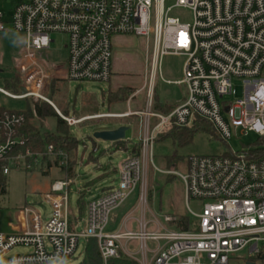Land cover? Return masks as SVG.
<instances>
[{
    "label": "built area",
    "instance_id": "1",
    "mask_svg": "<svg viewBox=\"0 0 264 264\" xmlns=\"http://www.w3.org/2000/svg\"><path fill=\"white\" fill-rule=\"evenodd\" d=\"M177 8L192 12L190 23L173 15ZM18 32L24 45L14 72L20 93L0 92L14 99H33L52 105L69 125L132 113H98L79 117L63 113L49 97L50 81L60 67L50 63L44 51L53 33L67 37L68 57L64 78L77 82L109 83L113 76V42L116 35L146 40L149 67L148 106L143 112L144 132L134 150L119 167L117 185L103 189L87 203L86 215L70 223L68 188L72 178L56 179L41 194L50 211L31 205L21 208L23 228L0 232V261L11 264H48L67 253L73 264L81 239L95 238L104 264L120 259L125 245L137 241L147 264H264V0H0V34ZM165 55L184 56L185 99L168 113L152 110L155 80ZM1 63V62H0ZM48 66L52 68L49 71ZM54 76V77H53ZM234 80L243 88L237 95ZM152 119H155L152 123ZM208 122L225 141L233 136H257V144L222 155L189 156L185 171H159L181 179L190 220L189 229H148L141 221L137 231H110L113 212L140 187L146 202L147 168L153 164V147L170 127H190L195 120ZM25 122L22 111L0 110V161L4 176L13 169L32 171L47 161L60 167L68 154L47 145L43 152L19 150ZM44 165V166H43ZM190 201L202 207L190 209ZM176 219L165 216V221ZM82 223V227L79 225ZM156 247L150 249L149 242ZM23 251L11 254L14 249Z\"/></svg>",
    "mask_w": 264,
    "mask_h": 264
},
{
    "label": "rangeland",
    "instance_id": "2",
    "mask_svg": "<svg viewBox=\"0 0 264 264\" xmlns=\"http://www.w3.org/2000/svg\"><path fill=\"white\" fill-rule=\"evenodd\" d=\"M173 15L179 16L182 20L190 23L192 21V12L189 9L177 8ZM18 32H6L0 34V62L5 72L0 77V87L4 88V78L19 77L14 72L16 59L20 55V51L24 45V35ZM122 40L121 47L116 46L115 36L112 38L113 47L117 52L125 53L122 57L123 65L121 71L126 73L122 81H135L136 88L142 86L143 81H147L149 67L146 65V40L142 37L126 35ZM53 42L50 47L44 51V56L50 63L56 64L55 69L66 63L68 57L67 37L62 33H53L51 35ZM15 42V43H14ZM17 43V44H16ZM20 44V45H18ZM117 54V58H118ZM114 57V54H113ZM120 58V56H119ZM185 57L180 55H165L162 58L161 74L166 80H178L183 77L182 65ZM4 63V64H2ZM50 72L52 68L48 66ZM120 71V72H121ZM61 73H59V76ZM54 77V76H53ZM237 95L242 96L243 88L239 80H234ZM184 88L183 85H171L163 81L158 75L155 80L154 92L151 98V109L160 112L165 110L158 107V104L164 105L176 101L178 94ZM50 90V88H49ZM13 93H20L21 90H10ZM107 91L106 95L104 92ZM121 96L114 101H123L125 109L128 108L127 100L130 97V91L121 90ZM113 93V92H111ZM108 83L105 82H77L67 81L62 86L59 94L53 97L60 110L70 116L79 117L83 114H92L95 111L109 112L114 111L111 102L107 97ZM145 98L146 107L148 104L147 85L144 86L140 94L136 96L138 101ZM137 101V102H138ZM43 102V101H38ZM36 101L33 99H14L0 92V108L6 110L25 111L30 105ZM145 108V107H142ZM116 111V110H115ZM154 123L155 119L151 120ZM128 126L125 141L129 143V147L139 143V134L144 130V124H140L137 117L130 118H96L84 121L78 125L70 126V134L78 141L72 145L78 146L77 152L74 154V163L68 157V163L65 167H72V172L66 174L63 167L52 162L47 168V164L42 169L26 171L23 169H13L6 175V194L0 196V231L10 232V224L16 226L23 218L21 208L26 205L34 206L43 212L50 211V205L41 197V194L51 190V184L56 179H66L68 176L72 178V183L68 188L70 223L75 224L76 218L86 215L87 203L98 197L103 189L117 185L119 180V167L121 162L127 155L125 144H121V148L117 149L116 143L102 139L94 138L96 131L113 130L120 126ZM190 126L189 128H191ZM184 128V127H180ZM42 133L45 131L55 132V119L49 118L45 123L39 125ZM164 131L154 143L153 147V163L147 168V177L145 185L147 188L146 202L140 198V187L129 196L125 203L113 212L119 216L117 223H109L108 230L124 229V225L120 223L128 213L131 221L135 220L148 222V229L155 230L160 227H175L165 221V216H172L176 220L187 218L191 222L195 218L189 213V209L185 198V188L181 179L173 174H167L159 171L178 170L185 171V161L189 156L204 155L214 156L222 155L229 150L236 152L246 149L251 144H257V136L250 134L249 136H233L231 139L223 140L208 122H203L198 128L192 132V139L186 143H180L178 139L172 136L170 131H175L178 127H170ZM182 132V130H181ZM125 143V142H124ZM44 166V165H43ZM158 168V169H156ZM48 169L47 173L43 171ZM71 175V176H70ZM67 177V178H68ZM83 201V207L81 201ZM190 209L195 212H201L202 207L195 201H190ZM158 223L159 226L156 224ZM82 227V223L79 225ZM87 239H81L78 249L73 258V264H82L85 257L84 251ZM148 246L153 249L155 242H149ZM23 251V249H14L11 254ZM147 264L150 263L151 254L147 256ZM119 264H144V256L139 250V244L132 243L125 245ZM231 264H238L237 261Z\"/></svg>",
    "mask_w": 264,
    "mask_h": 264
},
{
    "label": "trees",
    "instance_id": "3",
    "mask_svg": "<svg viewBox=\"0 0 264 264\" xmlns=\"http://www.w3.org/2000/svg\"><path fill=\"white\" fill-rule=\"evenodd\" d=\"M1 64V63H0ZM4 64V63H2ZM5 72V68H2L0 65V77ZM66 84V81L53 78L50 81V90H49V97L51 100L55 103V105L58 107L57 103L53 100V97L56 94H59L61 91V88L63 85ZM4 86L8 90L20 89V82L18 78L15 77H8L4 78ZM122 91L110 93L108 98L111 102L112 100L116 99L118 96H121ZM158 107H160L158 105ZM166 113L170 112V108H163ZM0 110H6L3 108H0ZM25 116V122L20 127L18 135L20 138L24 140V144L19 146V150L25 151L26 149H31L34 152H43L46 150L47 145L52 144L56 147V149H62L65 151L68 156L71 158V162L74 163V154L77 152L78 146H73V143H77L78 141L70 134L69 128L70 126L58 115L55 108L50 105L47 102H36L33 104V108L28 105L27 110L22 111ZM65 113V112H64ZM66 114V113H65ZM49 118L55 119L56 123V131L50 132L45 131L42 133L39 129V125H42L45 123ZM203 122L202 120H195L192 127H184L180 128L178 127L175 131H170L172 136H174L180 143H186L189 142L192 139V132L195 130V128H198L199 125H201ZM182 130V132H181ZM161 135V134H160ZM159 135V136H160ZM124 140H120L115 142L117 149L121 148V144H125V150H128V147L126 145V142L124 143ZM122 149V148H121ZM5 163V161H0V196L6 194L7 188H6V177L2 173V166ZM47 167L49 168L52 164L51 162L47 161ZM63 171L67 173L72 172V167H65ZM44 173L48 172V169H45L43 171ZM71 176V175H70ZM68 177V176H67ZM81 201V199H80ZM81 207H83V201H81ZM176 225L175 227L181 228V229H189L190 228V220L187 218H180L176 222H174ZM84 259L82 261V264H104L103 258L101 256V253L99 251L98 243L95 238H89L87 240L85 251H84ZM119 259L110 260L108 264H119Z\"/></svg>",
    "mask_w": 264,
    "mask_h": 264
},
{
    "label": "crops",
    "instance_id": "4",
    "mask_svg": "<svg viewBox=\"0 0 264 264\" xmlns=\"http://www.w3.org/2000/svg\"><path fill=\"white\" fill-rule=\"evenodd\" d=\"M126 37H127L126 35H116L115 38H116V41H118L116 46H118V44H119V46L121 47L122 40H124ZM116 49H115V45H114V47H113V53H114V57H113V76H112L111 81L108 83V94H107V97L109 96V94L111 92H113V93L114 92H118V91H121L122 89L129 90L130 93H131L130 97L127 100H124L127 103L128 108L125 109V107H124L125 105H124L123 101H121V100L120 101H114V102H111L110 108H112L113 110L115 109L116 111L115 110L114 111L110 110L109 112H102V113H111V114L132 113V114H130V116L115 117V118L137 117L140 120V124L141 123L143 124V122L146 119L145 115H143V114H133V113H135V112H143V111H145L147 109V107H146V103L147 102H145V98H143L141 101H138L136 99V96L138 94H140L141 91L143 90L144 86L147 85V98H148V81H143L142 82L143 83L142 86H140L139 88H136L134 86V85L137 84V83H135V81H122L125 78L124 76L127 75L126 73H123L120 70L122 65L124 64L122 57L125 56V53H122V52L118 53ZM117 54L120 56V58H119V56H118V58L116 57ZM182 72H183V65H182ZM60 73H61V75L60 76H56V79L64 80V81L67 82L68 80H66L64 78L65 64L60 65ZM179 80H181V79L170 80L168 82H166V81L165 82L168 83V84H171V85H175V86L182 85V84L178 83ZM153 92H154V90H153ZM106 93H107V91L104 92V95H106ZM185 96H186V88L184 86V88L181 90V93L178 94V98H177L176 101H173V102H170V103H167V104H164V105H160V104H158V105L161 108H170V110H172L176 106H178L185 99ZM147 106H148V104H147ZM142 107H145V108H142ZM160 112L161 113H166L164 111H160ZM98 113H101V112L95 111L92 114H83V115H93V114H98ZM104 118H106V117H104ZM107 118H114V117H107ZM143 132H144V130L139 134V139H140V137H141ZM125 142H126V145L128 147L127 151H131V150L135 149L136 145H134L132 147H129V143L127 141H125ZM129 214L130 213H128L126 216H124V218H121V220H120V223H122V225H124V229H121V230L112 229L110 231H124V230L137 231L139 229V227H140L141 221H139L138 223L135 220L131 221ZM118 221H119V216L114 214V216L112 218V222L117 223ZM144 222H146V221H144ZM146 223L148 224V222H146ZM156 224L159 226L158 223H156ZM171 224L174 225L175 223L173 222ZM22 228H23V221L21 220L16 226H14L13 223L10 224L11 231L10 232H4V233L16 232V231H18V230H20ZM0 232H2V231H0ZM132 243L138 244L137 241H133V242H131L129 244H132ZM150 254H151V257H152V253H150Z\"/></svg>",
    "mask_w": 264,
    "mask_h": 264
},
{
    "label": "water",
    "instance_id": "5",
    "mask_svg": "<svg viewBox=\"0 0 264 264\" xmlns=\"http://www.w3.org/2000/svg\"><path fill=\"white\" fill-rule=\"evenodd\" d=\"M21 90L24 91V88H22ZM128 128H129L128 126L123 125L113 130L96 131L93 136L94 138L97 139L117 142L125 139L126 131L128 130Z\"/></svg>",
    "mask_w": 264,
    "mask_h": 264
},
{
    "label": "clouds",
    "instance_id": "6",
    "mask_svg": "<svg viewBox=\"0 0 264 264\" xmlns=\"http://www.w3.org/2000/svg\"><path fill=\"white\" fill-rule=\"evenodd\" d=\"M14 35H18L19 36L18 33L14 34ZM25 43H26V40H25ZM18 45H20V44H18ZM0 264H4V262L3 261H0ZM11 264H20V262L14 260V261L11 262ZM48 264H71V261L68 259L67 253H64L63 255L57 254L56 257L51 258L49 260Z\"/></svg>",
    "mask_w": 264,
    "mask_h": 264
}]
</instances>
